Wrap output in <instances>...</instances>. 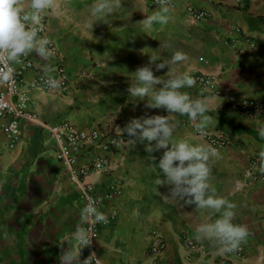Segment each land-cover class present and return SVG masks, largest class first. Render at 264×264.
I'll use <instances>...</instances> for the list:
<instances>
[{
  "label": "crops",
  "instance_id": "obj_1",
  "mask_svg": "<svg viewBox=\"0 0 264 264\" xmlns=\"http://www.w3.org/2000/svg\"><path fill=\"white\" fill-rule=\"evenodd\" d=\"M95 2L51 0L47 35L57 43L58 54L50 52L41 57L32 51L35 66L22 77L21 90L32 98L38 120L21 121L22 141L13 149L0 118V264H59L62 248L75 243L73 233L84 223L83 187L69 179L49 128L70 121L80 129H100L105 136L118 134L116 126L123 127L127 121L119 122L118 112L109 108L112 101H119L112 93L117 88L111 71L130 72L132 64L136 68L144 60L148 63V54L163 60L181 50L186 60L180 71L215 75L226 95L264 103V0H244L238 5L235 0H175L168 22L156 23L150 29L137 23L159 10L160 6L151 5L150 0H116L118 6L110 19L98 21L92 28L91 6ZM21 3L30 12L28 1ZM188 7L207 11L209 18L194 21ZM245 37L256 40L258 47L250 48ZM130 48L135 53L128 61L132 52L126 50ZM140 49L144 52L142 61L136 60ZM60 65L73 78L68 93H46L30 86L38 73L56 75ZM115 67L118 69H112ZM182 91L207 99L209 119L199 118V125L221 132L231 141L210 160L209 180L217 195L235 205V222L248 228V236L241 243L245 257L196 239L200 224L220 213L209 217L206 210L184 201L161 198L157 189L167 191V186L156 183L163 178L158 166L163 150L147 151V140L110 152L102 146L87 145L78 160L82 167L96 156H109L116 167L112 175L93 173L89 177L102 199L99 210L105 218L117 212L113 223L101 228L96 253L102 264H154L149 249L153 234L159 231L166 246L155 264H185L184 235L206 249L188 264H264V183L247 185L244 177L251 158H257L258 167L260 164L264 115L250 116L234 108L224 95L214 96L197 85ZM152 110L153 114H167L162 108ZM174 119V140L210 145L185 115L177 114ZM115 180L123 183V192L117 199H108Z\"/></svg>",
  "mask_w": 264,
  "mask_h": 264
},
{
  "label": "clouds",
  "instance_id": "obj_2",
  "mask_svg": "<svg viewBox=\"0 0 264 264\" xmlns=\"http://www.w3.org/2000/svg\"><path fill=\"white\" fill-rule=\"evenodd\" d=\"M50 6L51 0H29L30 12H26L21 0H0V53H6L9 62H19L22 56L32 51L41 57L50 55L48 39L39 35L36 27ZM117 6L116 0H96L91 6L89 26L93 28L98 21L109 20ZM169 7L167 0H160L159 10L146 15L137 23L145 29H150L156 23L166 24L170 18ZM148 55V63L130 72L134 82L130 81L128 92L132 97H146L147 109L162 108L167 114L146 113L131 118L123 127L116 126L120 137L123 138L125 134L129 137L127 141L122 139L120 142L131 146L137 140H147L150 142L146 145L147 151L163 150L158 163L163 178H158L156 183L167 186V191L157 189L158 194L165 201H184L197 209H204L209 217L220 213L216 219L200 224L196 239L213 242L222 251H233L247 238L248 228L235 222V205L227 197L217 195L210 183V160L219 156L218 149L212 145L194 144L188 139L176 141L173 138L176 128L174 118L177 114H186L192 120H208L206 112L209 103L206 98H193L189 92L182 91L185 87L191 88L196 84V78L188 71H180L181 63L186 60V53L176 50L163 60L155 54ZM164 69L167 71L163 75H156ZM49 84L55 87L57 81L50 80ZM260 135L264 136V129L260 131ZM153 141L154 144L151 143ZM258 155L260 171L264 172V147ZM82 215L86 218L94 217L97 221L105 220V214L91 202L86 204ZM73 238L75 243L72 246L62 248L59 264H101L102 258H98L95 251L82 258L83 249L92 243L89 229L77 226Z\"/></svg>",
  "mask_w": 264,
  "mask_h": 264
},
{
  "label": "built area",
  "instance_id": "obj_3",
  "mask_svg": "<svg viewBox=\"0 0 264 264\" xmlns=\"http://www.w3.org/2000/svg\"><path fill=\"white\" fill-rule=\"evenodd\" d=\"M29 3V0H27ZM237 5L244 0H235ZM151 5L160 6V0H150ZM169 8L175 6V0H167ZM188 13L194 21H203L209 18V13L205 10L188 7ZM49 9L45 10L42 20L37 25L38 34L48 39V49L52 54H58L57 43L47 35V21ZM245 41L250 48H257L258 42L250 37H245ZM11 71L9 72V66ZM35 63L32 59L31 52L20 58L16 64L7 60L6 53H0V118L3 119L1 124L2 130L8 139L9 148H15L22 141V120H38V114L33 109L32 98L26 93L22 92V77L25 71L33 68ZM7 74V78H6ZM192 76L196 78L197 86L201 87L203 91L211 93L214 96H225L228 102L236 109H239L250 116H263L264 103H257L248 98L237 99L233 95H226L219 86V80L215 75H208L203 73H194ZM50 80L57 81V86L53 87L49 84ZM73 84L71 73L60 65L56 75L46 74L44 72L38 73L31 81L30 86L41 92H57L68 93ZM187 120L191 122L195 131L202 138L207 140L210 145L217 149L226 148L231 144V141L223 133L206 129L199 125V118L192 120L185 114ZM48 128V127H47ZM52 136L57 141V157L64 166L66 173H68L71 182L82 185L83 199L85 206L88 203H93L98 209L102 204V199L97 196L95 187L89 181V177L93 173L101 175H112L116 169L115 163L109 156H96L91 163L79 167L78 160L84 154V148L89 145L91 147L102 146L107 151L123 147L125 144L120 141L126 136L120 137L118 134L103 135L100 129L94 128L92 130H85L78 128L70 121H64L59 125L49 128ZM250 168L245 172L244 177L247 185H253L257 181L264 183V173L258 167L257 158L250 160ZM123 183L115 180L111 185L107 194L108 199H117L123 192ZM117 212H114L112 217L105 218L104 221H97L93 218L84 217L83 227L90 230L92 243L89 247L83 249L82 258L87 257L92 251H95L96 241L100 237L101 228L106 225H111L115 219ZM184 243L187 249L185 257V264L194 258L196 255L206 253V249L198 245L191 237L184 235ZM165 240L161 232L156 231L152 237V243L149 249V257L155 264L160 255L165 250ZM234 254L239 258L245 257V249L240 245L233 251H226ZM98 256V255H97ZM99 258V256H98ZM102 264V263H101Z\"/></svg>",
  "mask_w": 264,
  "mask_h": 264
},
{
  "label": "rangeland",
  "instance_id": "obj_4",
  "mask_svg": "<svg viewBox=\"0 0 264 264\" xmlns=\"http://www.w3.org/2000/svg\"><path fill=\"white\" fill-rule=\"evenodd\" d=\"M146 45H149V42H147ZM126 51H131L132 52L131 56H129V58H128V61H129L130 58H134L133 54L135 53V50L132 51L131 48H130V49L126 50ZM144 59L145 58H144L143 49L142 50L141 49L138 50V55L136 57V60L142 61ZM118 60H119V62H123L122 59L118 58ZM144 64H146L145 60H144ZM121 66L122 65L119 64V68ZM136 68H137V66H136ZM136 68H134V64H132L131 68H130L131 69L130 72L136 70ZM112 69L117 70L118 68L115 67V68H112ZM130 72H126L125 73V72H123V70L120 69V70H118V73L116 71V73L113 74V72L111 71L112 79H114L113 83L116 84L115 87L117 88L115 91H112V93L115 92L114 95L118 96L116 98L119 99V101L118 102H113L112 101V106H109V108L112 110V113H116V112H113L114 110H116L118 112V116L120 117L119 120H118L119 122L122 121L123 119H124V121L126 119V121L128 122L131 118L143 116L146 113L149 114V115L153 114V110L152 109H147L145 107V102H147V98L146 97L141 99L140 97H132V96H130V94L128 92V87H129L130 81L134 82V77L132 76V74ZM156 75H157V73H156ZM123 87H125V88H123ZM112 96L113 95H111V97Z\"/></svg>",
  "mask_w": 264,
  "mask_h": 264
}]
</instances>
